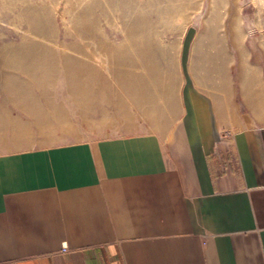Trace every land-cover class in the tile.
<instances>
[{"label":"crops","instance_id":"0c3cea01","mask_svg":"<svg viewBox=\"0 0 264 264\" xmlns=\"http://www.w3.org/2000/svg\"><path fill=\"white\" fill-rule=\"evenodd\" d=\"M179 99L166 129L2 143L0 264H264V119Z\"/></svg>","mask_w":264,"mask_h":264},{"label":"rangeland","instance_id":"374dc122","mask_svg":"<svg viewBox=\"0 0 264 264\" xmlns=\"http://www.w3.org/2000/svg\"><path fill=\"white\" fill-rule=\"evenodd\" d=\"M188 83L264 119V0H0V150L166 129Z\"/></svg>","mask_w":264,"mask_h":264}]
</instances>
